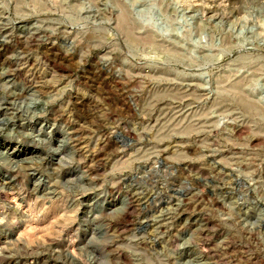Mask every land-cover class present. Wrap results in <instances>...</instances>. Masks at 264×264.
<instances>
[{
	"label": "rangeland",
	"instance_id": "1",
	"mask_svg": "<svg viewBox=\"0 0 264 264\" xmlns=\"http://www.w3.org/2000/svg\"><path fill=\"white\" fill-rule=\"evenodd\" d=\"M0 264H264V0H0Z\"/></svg>",
	"mask_w": 264,
	"mask_h": 264
}]
</instances>
